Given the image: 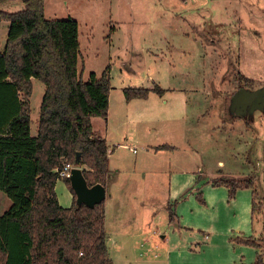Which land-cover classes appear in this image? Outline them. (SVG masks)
Listing matches in <instances>:
<instances>
[{
    "label": "rangeland",
    "instance_id": "1",
    "mask_svg": "<svg viewBox=\"0 0 264 264\" xmlns=\"http://www.w3.org/2000/svg\"><path fill=\"white\" fill-rule=\"evenodd\" d=\"M18 7L20 3L12 4L5 11L17 12ZM45 17L79 24V73L84 82L93 74L101 78L110 68L113 119L123 122V136L137 139L134 150L138 153L128 154L127 159L145 161L135 175L141 188L130 197L129 204L137 199L133 218L149 222L153 212L168 203L172 184L174 196L184 198L177 200L185 217L194 209L198 216L193 217L201 225L208 223L206 233L218 240L219 249L202 256L208 264L218 257L232 258L236 264H257L262 255L259 248H229L228 239L237 243L236 229L246 232L252 241L264 239V113H256L249 124H243L229 110L238 89H264V0H48ZM8 26L0 24L1 51ZM155 84L166 91V97L153 94L149 101H141L144 107L136 118L132 108L125 111L124 89H153ZM183 91L191 105L185 128L172 119L186 98ZM44 93L45 86L35 81L30 100L34 136ZM170 115L171 124L164 126L162 122L170 120ZM197 116L201 118L198 124L194 122ZM92 123L95 134L102 138L106 121L95 118ZM170 140L175 147L171 156L150 155L144 148ZM182 172L194 173L200 189L185 188L183 178L188 180V176L177 178ZM232 183H249L254 189L241 190L237 198H230L226 184ZM66 188L64 180L57 182L61 198ZM207 198L215 204L210 209L213 213L201 206L200 201ZM11 205L0 192V215ZM190 236L188 232L186 239ZM176 239L179 243L180 238ZM153 247L145 244L141 251H134L133 264L162 261L161 252ZM196 247L191 249L199 253ZM115 248L117 245L113 254ZM123 260L118 257L116 264Z\"/></svg>",
    "mask_w": 264,
    "mask_h": 264
},
{
    "label": "trees",
    "instance_id": "2",
    "mask_svg": "<svg viewBox=\"0 0 264 264\" xmlns=\"http://www.w3.org/2000/svg\"><path fill=\"white\" fill-rule=\"evenodd\" d=\"M47 2L0 0V24H9L0 50V192L12 202L0 215V264H113L105 202L92 209L78 205L70 180H64L73 195L71 208L64 209L55 192L56 171L64 163L81 169L89 188L108 189L116 177L107 143L92 127V119L108 118L110 68L101 78L82 80L79 24L47 20ZM19 3L17 12L5 11ZM35 81L45 86L36 137L30 103ZM123 92L128 102L165 94L156 84ZM226 185L230 198L240 189H254L249 183ZM252 208L254 215L255 202ZM236 242L260 248L252 239ZM257 264H263L260 255Z\"/></svg>",
    "mask_w": 264,
    "mask_h": 264
},
{
    "label": "crops",
    "instance_id": "3",
    "mask_svg": "<svg viewBox=\"0 0 264 264\" xmlns=\"http://www.w3.org/2000/svg\"><path fill=\"white\" fill-rule=\"evenodd\" d=\"M111 87H113L112 84ZM173 92L177 93V91H173ZM152 95L153 94L149 96V99ZM183 95L186 96L187 92L183 91ZM164 97H166V91L164 96L160 98H164ZM149 99L146 101H149ZM141 101L143 102V100H133L130 102L126 101V105H123V107L125 111H128L129 108H132L131 115L136 118L139 114L141 115L142 108L144 107ZM190 108L191 105L189 104V101L187 100V96H186V98H184V101L177 106L176 110H174L175 113L177 114L172 115L173 121L180 123L181 126L185 128V120L189 116ZM198 108H202V107H198ZM195 109H197V107H195ZM199 116L203 119L204 114L203 115L200 114ZM200 117L197 116V118L194 119V122L197 124L200 123L201 120ZM169 118L170 120H164L162 122L164 123V126L167 122L171 124V115L169 116ZM238 119L242 120L240 121L242 123L245 121L240 118ZM249 122L250 120L245 121L243 124H249ZM122 125H123L122 121L117 122L115 121V119H113L112 90H111L109 96V114L106 120L105 132L102 138L106 141L109 149V157H108L109 169L112 173L116 174V177L109 185V188L106 189L107 196L104 203L107 247L109 250V256L113 261V264H116V259L118 257L124 259L122 261L123 264L126 263L133 264L132 257L134 255L133 254L134 251L136 250L141 251L143 247H145V244H147L148 247L151 248L154 246L153 248L161 252L159 257L162 258V261L160 262L157 263L150 262L145 264H208L206 262V259H204L202 256L205 255L206 251L208 250L217 251V249H219L218 240L214 239L213 237H211V235L206 233V231L208 230V223L205 225H201L198 223L197 218L193 217V215H195L193 212L194 209L190 211L189 214H187V216L185 217V214H183L182 210H180V205L182 199L184 198L181 196V194H177L176 196H174L175 195L174 185L172 184L170 185L171 190H170L168 203H166L161 208L162 211L161 210H158L156 212L154 211L151 216V220L149 222H144L145 220L142 221L133 218L134 216L133 209L135 208L134 203L136 204L137 199H135L134 202L129 204V202H131L130 197L135 189L139 190L141 188V186H138L139 183L138 181H136L135 175L137 174L139 168L141 169L144 168L143 164H145V161L136 160L134 163H132L127 159L128 154L136 155L138 153L137 151L134 150L135 144L137 143V139L135 137L123 136L120 128ZM92 127H93V132L96 133L94 131L93 123H92ZM174 132L175 134H178V130L175 129ZM37 134H38V130H37ZM165 143L166 144L160 146H151L149 144H146L144 148L146 147L147 154L150 155L156 154L161 156H166V155L171 156V151L175 150V147H171V140L170 142H165ZM150 165L153 168L151 162ZM220 165H224V164L220 162ZM171 170L172 168L170 169V171ZM193 174L194 173L182 172V174L177 175V178L181 177L182 179L183 176L187 175L188 180L186 179V177L183 178L185 180L184 182L187 185L185 188L189 189L193 185L194 190L195 189L199 190L200 184H198L197 182L199 181V178H195ZM171 175H172L171 176V183H172L174 174L171 173ZM214 186L217 187V185L212 184V187ZM66 190L67 191H65V194H63V198H61L57 192V184H56L55 192L57 195L59 205L64 209H69L73 204V195L68 188H66ZM241 190L243 191L245 189L238 190L235 194L236 198L239 196L238 194L239 191ZM228 191L230 192L229 188ZM177 199L181 202H179ZM171 203H175L173 204L174 206ZM234 203H237V200H234ZM201 206L204 208L205 211L208 212L209 210V212H211L210 209L214 208L215 204L212 201L210 202L209 199L207 198L204 201V204H201ZM171 211L174 214L173 222H171L170 219ZM205 211H200V215L201 216L205 215ZM213 212L214 209H212L211 213ZM195 213L197 214V210H195ZM189 216H192V218L190 219ZM149 223L152 224L150 225ZM202 230L205 231V234H203ZM196 231L199 232L198 235L195 234ZM234 231L236 232L237 235H239L236 238L237 240H243V241L249 239L251 240V238H249L250 235L246 234V232H242L239 229H236ZM188 232L191 233L190 236L191 239H186L187 238L186 234ZM176 238H180L179 243H177ZM186 240L188 242H186ZM231 241L233 243H231ZM231 241L229 238L228 239V242L230 243L229 248H241L242 246H244L242 244H238V242L234 243L232 239ZM258 241L261 242H257L260 245V248L257 249V251H260L262 253L261 256L264 259V239L260 238V240L258 239ZM110 244L112 247H110ZM116 245L118 248H115V254H113L112 248L116 247ZM196 245H197L196 249L199 250V253L196 250L194 251L191 249L192 246H196ZM234 245H236V247H234ZM186 249L189 250V253L184 251ZM151 250L152 249H149V251ZM155 257H157V255ZM214 264H236V263L232 258L218 257L214 262Z\"/></svg>",
    "mask_w": 264,
    "mask_h": 264
},
{
    "label": "water",
    "instance_id": "4",
    "mask_svg": "<svg viewBox=\"0 0 264 264\" xmlns=\"http://www.w3.org/2000/svg\"><path fill=\"white\" fill-rule=\"evenodd\" d=\"M238 109L241 110V113ZM248 110H250L251 115L256 112L264 113V89L256 91L241 89L234 94L230 102L229 111L231 115L234 116L237 111L238 116H244ZM70 184L78 205H85L92 209L106 200V188L101 185L89 188L83 171L79 168L72 170Z\"/></svg>",
    "mask_w": 264,
    "mask_h": 264
},
{
    "label": "built area",
    "instance_id": "5",
    "mask_svg": "<svg viewBox=\"0 0 264 264\" xmlns=\"http://www.w3.org/2000/svg\"><path fill=\"white\" fill-rule=\"evenodd\" d=\"M74 168L75 167L72 166L71 164L64 163L62 168L56 171V173L58 174L59 180H70L71 173Z\"/></svg>",
    "mask_w": 264,
    "mask_h": 264
},
{
    "label": "flooded vegetation",
    "instance_id": "6",
    "mask_svg": "<svg viewBox=\"0 0 264 264\" xmlns=\"http://www.w3.org/2000/svg\"><path fill=\"white\" fill-rule=\"evenodd\" d=\"M241 89H244V88H240V89H238V91L241 90ZM245 89L248 90V88H245ZM238 111L241 113V110L238 109ZM229 113H230V111H229ZM256 113L262 114L261 112H256ZM256 113H254L253 115H251L250 114V110H248L247 111V114H245L244 116H238L237 115V111H236L234 113V116L233 117H237V118L243 119L245 121H249V120L252 121L253 120V117L255 116ZM230 115H231V113H230Z\"/></svg>",
    "mask_w": 264,
    "mask_h": 264
}]
</instances>
